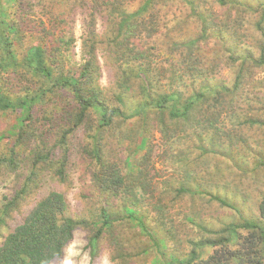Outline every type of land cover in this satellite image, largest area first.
Listing matches in <instances>:
<instances>
[{
  "label": "rangeland",
  "instance_id": "1",
  "mask_svg": "<svg viewBox=\"0 0 264 264\" xmlns=\"http://www.w3.org/2000/svg\"><path fill=\"white\" fill-rule=\"evenodd\" d=\"M34 1L33 8L24 6L21 10L19 4L16 16L22 20L21 26L24 29L51 27L55 29V35L63 33L61 28L72 29L76 37L72 47L74 54L71 60L66 56L65 62H79L83 52L93 47L100 69L98 85L102 88L105 100L110 106L122 108L116 97L121 93L126 102L125 108L130 111L132 109L130 107L141 97L139 92L141 80L132 76L128 80L127 90L119 87L118 83L125 74H122L123 67L116 60V50L121 48L115 45L118 40L115 36L120 37L118 25L121 17L141 7L145 0H82L83 5L79 3L75 5L73 0H70L68 5L66 0ZM197 1L201 7L211 11L215 22L224 24L225 30H223V37L219 39L215 37L218 35L216 30L208 27L207 32L211 37L201 40L197 46H193L188 51L192 59L196 57L194 61L196 66H190L191 62L180 54L182 50L178 46L185 39L182 49L186 51L187 48L184 45L190 38L197 37L201 27L199 19L192 14L191 5L185 0H153L149 10L137 21V24L141 23L136 33L140 37L134 41L141 45L140 47L149 50L151 57L155 56V61L149 64L154 71L165 69L163 75L167 77L159 78L161 83L167 84L168 75L173 72L184 79L186 84L184 90L190 91L191 88H197V84H200L199 82L204 78L203 75L206 74L205 77L210 83H223L232 89L239 61H232L229 47H234L235 55H242L243 50L248 51L252 56L259 54L260 37L253 26L257 13L248 10V17L240 16L242 13H236L235 9L219 6L218 0ZM256 1L249 0L254 4ZM61 19L65 21L59 24ZM233 28H237V33L240 35L237 34L239 38L234 41L235 45L231 34ZM147 29L151 31L150 36H147ZM51 46L56 47L57 44ZM159 50L162 51L161 55L154 54ZM172 56H174L173 60ZM144 62L147 63L145 60ZM194 68L198 69L202 75L191 73L194 72ZM72 69L76 70V68ZM22 83L25 84L23 80ZM7 87L10 91L16 92L21 89L20 86L12 83V79ZM69 96L65 100L53 94L50 100L43 104L42 111L43 108L47 112L49 108L54 109L52 115L43 114L36 109V116L40 114L43 116L40 117L39 122L35 123L38 137L30 142L31 147L22 145L14 147L10 128L15 122L18 111H0V157L8 155L10 148H14L18 154L22 155L19 166L7 163L0 165V207L5 197H11L16 192L29 172V166H32V160H34V154L30 152V148L41 144V139H44L48 144L47 147L53 149L51 159L54 160V154L57 158L60 156L58 146L60 134L58 133L63 127L70 125L68 115L71 113L70 104L73 98L71 94ZM88 112L92 113L91 110ZM198 112L204 118L196 126L201 131V136L198 138L186 135L182 138L176 135L177 133L163 135L160 124L166 118L170 120V117L166 112L161 115L155 110L148 113L145 124L140 115L128 119L119 116L114 117V123L101 131L102 158L116 163L120 176L121 174L149 176L156 172L152 178L153 184L149 187L143 185L142 190L147 196L144 201L139 200L136 190L127 192L125 197L119 198L122 192L120 187L116 188L119 192L117 196H109L110 198L102 196L103 193L97 186L98 181L92 176L96 168L95 162L88 154L91 147L88 135L97 124L95 122L97 116H91L81 127L68 135L65 145L67 147L65 179L61 181L55 175L53 172L55 165L52 167L49 164L42 171L38 170L41 176L40 187L35 193L25 197L20 202V208L11 213L7 226L0 228V240L21 222L23 215L37 200L51 191H58L67 201V213L72 217L84 219L96 220L101 211L99 205L120 216L125 201L138 203L141 206V212L148 220L147 227L151 231H157L155 238L164 239L161 247L166 253L173 251L174 255L181 257L190 248L186 239H194L203 234L189 224L183 226L182 221L177 219L176 215L186 211V202L177 201L169 205L167 211L162 214L155 210L158 193L155 182L160 178L165 179L172 170L174 173L179 172L184 168H190L193 164L199 168L203 161H205L204 165L199 171L195 170V175L189 177V182L195 178L203 182L207 189L219 192L221 188L216 183H227L229 187L241 191L242 196L237 199L241 213L256 217L257 205L264 198V66H250L242 86L235 91L233 97L230 94L225 95L223 102L218 103L212 115L210 110L196 111L195 119H198ZM248 117L258 118L261 122L250 124L247 122ZM142 134L153 143L151 146L153 152L148 157L142 151L136 150V144ZM210 135L213 136L212 141L206 138ZM213 142L214 145H212ZM200 146L206 147V151L214 149L217 154H207L200 161ZM144 161H147L145 167ZM207 170L227 180L225 182L209 180L203 176ZM143 183L147 185L145 181ZM194 199L195 207L199 208L200 215L210 226L215 224V218L218 216L223 217L224 221L227 220L226 218L238 220L239 215L232 209L222 208L217 203H210L206 198L199 196ZM111 228L115 229V239L112 241L104 235L100 241L102 248L93 259L87 244L88 232L78 228L62 255L52 259L48 264H149L150 259L157 256V250L151 240H148L143 230L133 221L121 219L114 222ZM165 229H170L176 234L170 237ZM246 234H248L247 230L242 231V235ZM111 248L116 249L117 254H112ZM210 252L211 250L206 251V254Z\"/></svg>",
  "mask_w": 264,
  "mask_h": 264
},
{
  "label": "trees",
  "instance_id": "2",
  "mask_svg": "<svg viewBox=\"0 0 264 264\" xmlns=\"http://www.w3.org/2000/svg\"><path fill=\"white\" fill-rule=\"evenodd\" d=\"M69 1L66 0V5L69 4ZM185 1L191 5L192 14L199 19L201 27L197 37L190 38L184 45L187 48L186 51L182 49L185 39L178 46L182 50L180 54L191 62L190 66H196L194 63L196 57L192 59L188 51L193 46H197L201 40L211 37L207 32L208 27L214 28L218 34L215 37L221 39L225 26L221 22H215L211 11L201 7L197 0ZM73 2L75 5L84 4L82 0H73ZM152 2L153 0H145L141 7L135 11L125 13L118 25L120 37L119 35L115 36L118 39L115 45L123 49L116 50V60L123 67L122 74H125L118 83L119 87L127 90L129 88L128 80L132 76L141 80V89L139 90L141 97L130 107L132 109L127 111L126 102L121 93L116 97H118L122 108L110 106L105 100L102 88L98 85L100 69L93 47L83 52L79 62L66 63L65 57L67 56L71 60L74 54L72 47L76 37L73 35L72 29L61 28L63 30L61 35H55V29L51 27L24 29L21 26L22 20L16 16V10L19 4L21 10L24 9V6L33 8L35 1L0 0V111H18L15 122L10 128V134L14 138V147L21 145L31 147L30 142L38 137L35 123L39 122L40 117L43 116L42 114L36 116L35 111L38 109L41 112L43 104L47 103L53 94L65 100L70 94L73 98L70 104L71 113L68 115L70 125L63 127L58 133L60 134L58 135L60 156L57 158L54 154V160L51 159L53 149L47 147L48 144L44 139H41V144L30 148V152L34 154L32 166H29V172L16 192L11 197H5V201L0 207V228L7 226L8 218L12 212L20 208V202L35 193L40 187L41 176L38 170L42 171L49 164L52 167L55 165L56 168L53 171L55 175L61 181L65 179L64 169L67 162V147L65 145L68 135L81 127L91 116H97L95 120L97 124L88 135L91 140L88 154L95 162L96 168L92 176L98 181V189L104 194L102 196L115 197L119 193L116 188L120 187L122 192L119 198L125 197L127 192L136 190L139 200L144 201L147 196L142 190L143 185L151 186L152 178L156 172L149 176L145 174L144 176L123 174L120 176L117 164L102 158L101 131L106 126L112 125L114 117L119 116L128 119L140 115L145 124L148 113L155 110L161 115L166 112L170 117V120L166 118L160 124V131L163 135L177 133L176 135L182 138H185V135L198 138L201 136V131L196 126L204 118L198 112V119H195L196 111L210 110L212 115L218 103L223 102L225 95L230 94L233 97L235 91L242 86L250 66H264V0H257L256 4L249 0H218L219 6L235 9L236 13H242L240 16L247 15L248 17V10L257 13L253 26L260 37L259 54L252 56L248 51L243 50L242 55H235L234 47H229L232 61H239L232 89L223 83H210L205 77L206 74L203 75L204 78L199 82L200 84H197V88H191L190 91L184 90L186 87L184 79L173 72L169 73L167 84L161 83L159 78L167 77L163 75L165 69L154 71L149 64L151 61H155V56L151 57L149 50L140 47L141 45L134 41L140 37L136 33L141 23L137 24V21L149 10ZM198 5L199 7H197ZM64 21L65 19H61L59 24ZM150 32L147 29V36H150ZM237 32V28L231 30L234 45V41H237L240 36ZM52 44H57V46L52 47ZM154 54L161 55L162 51L159 50ZM171 59L173 60L174 56ZM72 68H76L77 71ZM78 69L80 70L78 71ZM193 70L194 72L191 73L202 75L198 69L194 68ZM11 79L14 85L21 87L19 92L8 89V82ZM22 80L25 84L22 83ZM90 110L92 113L88 112ZM53 112L52 108H49L48 112L43 108L41 113L52 115ZM247 122L253 124L260 123L261 120L248 117ZM206 138L208 141L213 140L212 135ZM152 145V140L142 134L136 144V150L142 151L148 157L153 152L151 151ZM205 148L200 146V161L207 154H217L214 149L206 151ZM34 150H38V152H34ZM21 157L22 155L18 154L14 148H10L8 155L0 157V165L7 163L19 166ZM204 163L205 161L201 166ZM146 165L147 161H144L143 166ZM201 166L198 168L193 164L190 168H184L175 173L172 170L165 179L160 178L155 182V189L158 192L154 205L155 210L162 214L167 211L169 205L177 201L186 202V211H183L181 215H176L177 219L182 221L183 226L189 224L203 234L194 239H186L190 248L181 257L174 255L173 251L166 253L165 249L161 247L164 239L155 238L157 231H151L147 227L148 220L141 212V206L138 203L125 201L120 216H116L103 205H99L101 211L96 220L84 219L70 216L67 213L68 204L64 195L58 191H51L37 200L32 208L23 215L21 222L2 236L0 264H48L52 259L62 255L64 248L78 228L88 232L87 244L90 249L89 254L93 259L102 248L100 241L104 235L112 241L115 239V229L111 227L114 222L121 219L133 221L143 230L148 240H151L157 250V256L152 257L149 264H264V198L257 205L258 215L256 217L243 215L237 201L242 196L241 191H236L227 183H216L220 185L221 192H219L207 189L203 182H199L195 178L189 182V177L194 176L195 170L199 171ZM203 176L215 182L227 180V178L219 177L218 174L208 170ZM144 181L147 185L143 183ZM229 188L232 189L229 190ZM196 196L206 198L210 203H217L222 208L234 210L239 215L238 220L226 218L227 220L224 221L223 217L218 216L215 218V224L210 226L200 215L199 208L195 207L194 198ZM165 230L170 237L176 234L170 229ZM244 230H247L248 234L242 235ZM209 250L211 252L206 254V251ZM110 251L112 254H117L114 248H111Z\"/></svg>",
  "mask_w": 264,
  "mask_h": 264
}]
</instances>
